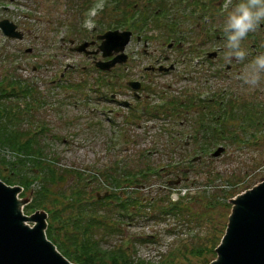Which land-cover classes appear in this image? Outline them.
Masks as SVG:
<instances>
[{
	"label": "rangeland",
	"instance_id": "1",
	"mask_svg": "<svg viewBox=\"0 0 264 264\" xmlns=\"http://www.w3.org/2000/svg\"><path fill=\"white\" fill-rule=\"evenodd\" d=\"M185 1L186 4L180 0H132L119 13L112 9L122 0H0V21L8 20L22 34L20 39L6 38L0 31V82L6 86L12 80L31 87L26 97H0V106H7L10 112L2 124L21 142L30 140L36 154L40 153L39 158L50 161L58 170L71 172L63 189L77 183L78 174L86 179V184H82L89 192L84 197L86 210L95 207L97 214L109 215L121 230L109 235L97 229L94 239L99 238L100 248L125 249L133 261L150 264H180L185 262V256L196 260L195 251L213 245L221 237L232 207L229 200L264 177V74L255 88L241 79L254 57H247L250 60L240 68L242 73L234 70H238L240 62L232 59L228 62L234 66L230 78L214 77L199 85L201 97L224 91L225 111H220L224 118L217 127L221 134L219 130L209 131L211 127L203 130L197 126L198 134L193 132L189 139V125L180 127L176 120L155 112L154 108L163 102L155 98L157 93L167 91L166 96H179L183 88L193 85L192 80L180 76L181 66L176 73L179 82L172 73L155 78L153 86L148 84L155 92L151 99L140 98L136 102L129 96L125 82L148 62L145 51L160 52L173 36L163 24L171 21L174 33L181 30L182 37H186L184 47L190 44L196 49L193 53H212L219 45L206 43L211 32L207 25L212 29L219 22L222 28L226 19L207 24L203 20L209 18V11L219 12V0ZM234 3L235 0H224L228 11ZM131 6H139L137 12L151 7L152 14L157 12L156 17L152 15L138 31L117 25L125 17L123 11L132 13ZM183 6H196L200 14L204 12L203 17L190 22L181 20L179 13L186 12ZM160 7L164 10L160 11ZM228 11L220 16L227 18ZM123 29L132 31L123 51L130 60L116 64L110 71L93 65L94 59L105 61L114 56L103 58L101 52H95L101 40H94L96 46L88 44L80 53L70 50V40L75 46L87 41L85 38L91 33ZM251 44L264 48L263 22L247 35L241 47L251 53ZM84 51L89 55H84ZM121 101L132 104L124 106ZM229 101L234 103L233 109L228 108ZM242 102H247L244 110L237 107ZM144 103H150L148 112L157 113L156 117L140 113ZM132 105L137 107V117ZM257 112L262 116L255 117ZM257 121L261 124L255 125ZM177 131L181 133L180 141L171 145ZM219 147L222 151L213 156ZM195 157L198 158L193 161ZM26 165L18 170L19 175L28 176L34 171L30 163ZM2 169L9 171L3 165ZM139 170L148 174L146 179L138 177L141 187L135 192L124 190L129 198L137 195L149 199L137 218H133V210L121 217L117 210L92 202L97 195L102 200L103 194L118 189L109 174ZM32 188L38 189V183ZM23 196L30 197L29 192ZM170 202L175 204L172 211H168L173 206ZM22 212L26 214L23 209ZM146 237L151 241H136Z\"/></svg>",
	"mask_w": 264,
	"mask_h": 264
},
{
	"label": "trees",
	"instance_id": "2",
	"mask_svg": "<svg viewBox=\"0 0 264 264\" xmlns=\"http://www.w3.org/2000/svg\"><path fill=\"white\" fill-rule=\"evenodd\" d=\"M130 1L132 3V0H122V2L115 3L112 11L117 12L118 10L120 13L121 8L131 5ZM238 2L239 0H237L236 3ZM131 8L133 9L132 6ZM137 10L138 8H134L132 12H137ZM147 11L148 10H144L139 21L130 22L129 18L133 16L132 13L129 15L126 11H123L125 17L120 23L129 25L128 28L133 30L139 29L146 23V19L150 18ZM134 22H136V24H133ZM155 25H158V22H156ZM169 26H171L172 29L171 21ZM2 83L3 82H0V97L3 98L26 97L31 90V87L27 85L21 86L18 82L12 80L6 82V86H3ZM16 84L19 85L17 88H15ZM202 105H210V103L206 101L200 104V106ZM243 105V103H238V109L245 108ZM233 107H235L234 103L229 101L228 108L231 109ZM9 113L7 106H0V146H6L11 151H20V153L24 154V157L22 158L23 161L17 158L13 163L0 159V168L3 165L9 169L7 172L4 171L5 168L0 171V179L9 184L17 183L22 186L23 193L29 192L35 182L38 183L39 188L34 189L30 203L24 206L23 210L26 213L36 209H43L46 211L47 228L45 234L50 241L54 244L56 243L57 249L68 258V260L77 264H150L141 260L133 261L130 256L126 254L125 249L118 247H111L109 249L100 248L99 238L98 240L94 239L97 229L101 230L103 234L109 235L121 232L118 225H115L114 219L106 214H97V209L95 207L91 209L87 208L88 211L86 210L84 197L85 195L89 196V192H87L85 186L82 185L86 184V179L82 178L81 174H78L79 181L77 183L71 186L68 185L66 189H63L65 185L63 182H66L68 179L67 176L71 172L68 170H58L50 161H44L43 158H39L41 157L39 155L40 153L36 154L30 140L21 142V140L17 138L18 136L8 129L5 123L2 124L1 120H5ZM215 127H218V125ZM37 158L39 159L37 160ZM26 161H29L31 167L35 169L28 176L24 174L19 175L18 170L21 171L23 167L27 166L26 163H24ZM147 175L148 174L143 173L141 170L109 174L113 186L118 188L117 192L110 191V194L102 200L96 198V200L92 202L95 204L102 203V205H107L113 211L117 210L118 214L121 213L119 215L121 217H125V214L128 213L129 210H133L132 216L133 218H137L140 215V210L145 206V202H149V199L137 195H133V197L129 198L124 190L128 188L132 189L134 192L138 191V187H141V182L138 177L146 179ZM107 199H113L115 203L110 204ZM172 205L173 206H171L168 211L174 209L175 204ZM88 212L89 216L87 215ZM133 218L131 217V219ZM140 240L141 242L151 241L149 237L136 239V241ZM218 241L219 238L216 239L213 245H209V247L203 246L202 249L195 251L197 255V258H195L196 260H190L185 256V262H180V264H207L214 257L213 249ZM205 251H207V255H205ZM182 259L184 260V257H182Z\"/></svg>",
	"mask_w": 264,
	"mask_h": 264
},
{
	"label": "water",
	"instance_id": "3",
	"mask_svg": "<svg viewBox=\"0 0 264 264\" xmlns=\"http://www.w3.org/2000/svg\"><path fill=\"white\" fill-rule=\"evenodd\" d=\"M0 30L8 38L22 37L8 20L0 21ZM130 35L129 31L114 30L98 36L101 42L96 52H101L103 58L114 57L95 61V67L109 71L116 63H124L127 58L123 51ZM86 45L83 42L73 50L81 52ZM128 85L136 89L138 82H128ZM222 149L217 148L212 155H218ZM21 191L22 187L0 180V264H74L47 240L44 210L22 214L30 198H17ZM229 203L232 207L223 235L214 248L216 256L208 264H264V179Z\"/></svg>",
	"mask_w": 264,
	"mask_h": 264
},
{
	"label": "flooded vegetation",
	"instance_id": "4",
	"mask_svg": "<svg viewBox=\"0 0 264 264\" xmlns=\"http://www.w3.org/2000/svg\"><path fill=\"white\" fill-rule=\"evenodd\" d=\"M237 0H235L236 4ZM197 4V3H196ZM204 5V4H203ZM219 7L217 8L219 12L209 11L207 14L209 18H203L205 21L204 23H213V21H219V18L227 19L223 15L225 12H227L228 8L224 4V0H219L218 2ZM151 6V5H150ZM187 6H183V8H186ZM210 8L208 7V10ZM149 13L150 17L152 15H155L157 12L151 11V7H146L145 11ZM162 10H164L162 8ZM199 8L196 6L186 8L185 13H179V17L185 18L186 22H190L192 19L199 20L201 17H203L204 12L201 14L199 13ZM204 9H202L203 11ZM142 11V10H140ZM144 11V10H143ZM142 11V12H143ZM161 11V7H160ZM193 14L195 17H193ZM225 21V20H223ZM170 32L172 33V37L169 38L168 43L165 44V47H161V51L158 52L157 49H154L151 52L145 51V54L148 56V62L141 67V72H138L137 74L133 75L129 80L125 82L127 84L128 82H138L137 86V92L132 91L130 87H128V92L130 97H134L135 101L137 102L142 99V101H147L151 99L152 96H155L154 89H151L148 84L153 86V80L157 77H160V75L168 76L174 74V79L178 80L179 82V76L176 75L177 68L179 66L182 67L180 69V76L183 78H187V80H192L193 85L190 87H185L179 92V96L176 95H170L166 96V92H159L157 93L158 96L155 97L157 100L161 99L163 102L160 104L159 107L154 108L155 112H160L162 115H166L169 118H172L173 120H176L180 127H183L184 125L190 126V134L188 135L189 139L193 138L192 134H198L197 126L199 124H209L215 121L220 120V111L224 112L225 108H222L221 110H210L209 108L216 102L219 106H224L226 104L225 96L223 95L224 91H222L221 94H211L209 97L206 96L201 97L198 91L199 85L203 83L209 82L214 77H219L220 79L223 78H230V72L233 70V65L228 63V61L225 60V52L227 51L225 47L226 43V37L224 33V26L220 28L221 23L218 22V25L215 27H212L210 25H207V28L211 30L209 31V37L207 36L205 41L206 43H209L213 46L215 44H219L214 48V51L212 53H208L207 51H203L200 54L196 53V51L193 53L195 48L193 46L190 47L189 45H186L184 47V37L181 35V30H176L174 33V30L171 29V26L167 24H163ZM99 36V34L93 35L92 33L89 35V37L85 38L88 39L87 42H94L96 38ZM170 35H166V37H169ZM70 40L69 44L73 45L70 47H74V42ZM98 42V41H97ZM171 44V45H168ZM95 45V43L90 44ZM76 46V45H75ZM174 50L172 52H168L169 50ZM252 52L247 53V56L245 60L241 61L238 67L237 73H242L243 67H246L247 65V59L248 56L255 57L258 54H262L263 48L261 46H256V44H251ZM190 50V51H187ZM197 54V55H196ZM84 55H89L88 53H85ZM128 56V55H127ZM95 60V59H94ZM93 60V61H94ZM130 57L128 56V59L126 63H129ZM236 61V60H235ZM249 62V61H248ZM236 63H239L236 61ZM120 65V64H119ZM69 67V66H67ZM202 81V82H201ZM197 84V85H196ZM170 87V85H169ZM164 91V90H163ZM171 91V90H170ZM173 91V90H172ZM201 93V92H200ZM222 96H224L222 98ZM209 101L210 105H202L200 107V104ZM134 102V103H136ZM154 102V101H153ZM124 106H127L128 104L126 101H121ZM150 103L147 105L144 103L140 108V113L145 114L149 117H156L157 113L154 112H148L150 109ZM130 108H133L132 111L135 113V117H137L136 113V106L132 105ZM148 109V110H147ZM206 110V112H205ZM257 116L261 117L262 113L257 112ZM194 132V133H193ZM179 131H177L172 137L173 140L170 142L171 145H174L178 141H180L181 133L178 134ZM178 144L175 145L177 147Z\"/></svg>",
	"mask_w": 264,
	"mask_h": 264
},
{
	"label": "clouds",
	"instance_id": "5",
	"mask_svg": "<svg viewBox=\"0 0 264 264\" xmlns=\"http://www.w3.org/2000/svg\"><path fill=\"white\" fill-rule=\"evenodd\" d=\"M264 22V0H239L228 11L224 33L226 37L225 60L237 62L245 60L247 52L241 47V42L250 32L258 29ZM264 74V53L254 57L245 74L241 77L243 82L253 88L259 86Z\"/></svg>",
	"mask_w": 264,
	"mask_h": 264
},
{
	"label": "bare ground",
	"instance_id": "6",
	"mask_svg": "<svg viewBox=\"0 0 264 264\" xmlns=\"http://www.w3.org/2000/svg\"><path fill=\"white\" fill-rule=\"evenodd\" d=\"M32 226V224H30Z\"/></svg>",
	"mask_w": 264,
	"mask_h": 264
}]
</instances>
